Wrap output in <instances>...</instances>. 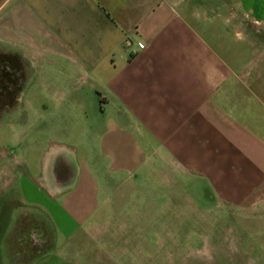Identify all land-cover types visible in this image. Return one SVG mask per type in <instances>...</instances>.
<instances>
[{
    "label": "crops",
    "instance_id": "1",
    "mask_svg": "<svg viewBox=\"0 0 264 264\" xmlns=\"http://www.w3.org/2000/svg\"><path fill=\"white\" fill-rule=\"evenodd\" d=\"M226 1L0 0V53L30 66L25 97L46 137L39 132L28 142L27 151L41 153L33 167L16 158L23 143L14 127L12 139H0V264H117L126 257L113 251L110 219L96 218L104 190L78 163L76 145L93 140L116 145L124 136L158 186H168L166 178L198 179L219 203L264 209V33L243 28L250 55L241 62L239 44L226 39L240 36V15L231 7L223 14ZM232 1L240 10V0ZM77 92L94 99L98 115L86 128L90 138L78 143L59 123L70 111L58 100ZM14 192L60 214L59 233L64 241L81 236V248L48 256L45 236L38 249L30 223L16 228L11 212L6 217Z\"/></svg>",
    "mask_w": 264,
    "mask_h": 264
},
{
    "label": "rangeland",
    "instance_id": "2",
    "mask_svg": "<svg viewBox=\"0 0 264 264\" xmlns=\"http://www.w3.org/2000/svg\"><path fill=\"white\" fill-rule=\"evenodd\" d=\"M226 3L229 7L223 6V14L231 7L240 15V36L230 33L226 39L230 46L239 44V58L243 62L250 55L244 48L248 42L244 29L264 33V0H240L238 11L237 2L228 0ZM214 25L220 26V19H216ZM215 37L212 41L216 40ZM81 99L85 100L83 110L74 106ZM30 100L29 97L22 98L20 112L5 121L9 123L0 125V139H12L15 134V138L23 143L21 149H15L16 158L21 160L20 165L23 166V160H27L33 167L40 161L41 153L27 151L28 142L39 132H42L39 138L46 137L45 131L37 128L36 122L31 119L27 105ZM41 100L39 105L45 101ZM58 100L64 101V107L70 111L59 122L69 129L70 139H77V143L85 136L89 139L86 128L90 127L92 116L98 118L94 99L77 92ZM112 119L109 113L104 115L106 125ZM121 137L116 145L100 140H93L85 148L76 145L78 163L95 174L91 180L104 190L98 195L101 210L96 218L98 222L110 219L111 225L107 224V229L116 234L113 251L116 255L120 251L126 253L125 258L116 257L117 264H264V209H240L219 203L206 193L198 179L179 177L173 182V179L166 178L168 186H158L157 177L148 176L149 171L141 154H135L136 147L130 146L124 141V136ZM90 153L94 154L92 161H82L83 158H90ZM152 164L156 166V163ZM167 174L170 175V172L166 171ZM30 175H34V171ZM117 187L120 188L118 191ZM3 197L6 203L7 196ZM13 198L15 203L11 209H14L7 210L6 217L11 212L9 222L16 228L30 223L38 237V249L45 245L40 240L46 237H50V242L43 250L48 256L81 248L80 242L85 240L81 236H76L75 241H64V236L59 233L60 214L50 209L42 210L39 202L35 206L30 205L28 195L14 192ZM259 216L262 217L260 223L254 220ZM97 229L91 228L90 231ZM51 238L54 239L52 242ZM88 248L92 249L90 245Z\"/></svg>",
    "mask_w": 264,
    "mask_h": 264
},
{
    "label": "flooded vegetation",
    "instance_id": "3",
    "mask_svg": "<svg viewBox=\"0 0 264 264\" xmlns=\"http://www.w3.org/2000/svg\"><path fill=\"white\" fill-rule=\"evenodd\" d=\"M29 71L30 66L14 54L0 53V125L20 112L30 83Z\"/></svg>",
    "mask_w": 264,
    "mask_h": 264
}]
</instances>
